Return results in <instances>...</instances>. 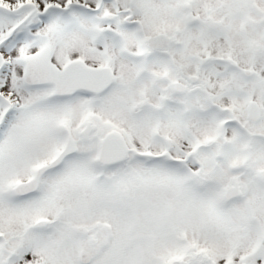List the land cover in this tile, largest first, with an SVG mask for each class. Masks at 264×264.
I'll list each match as a JSON object with an SVG mask.
<instances>
[{"label":"snow or ice","instance_id":"snow-or-ice-1","mask_svg":"<svg viewBox=\"0 0 264 264\" xmlns=\"http://www.w3.org/2000/svg\"><path fill=\"white\" fill-rule=\"evenodd\" d=\"M0 264H264V0H0Z\"/></svg>","mask_w":264,"mask_h":264}]
</instances>
